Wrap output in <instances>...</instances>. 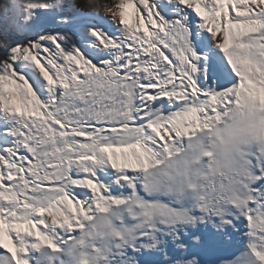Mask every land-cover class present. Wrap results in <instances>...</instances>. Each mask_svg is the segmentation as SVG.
Listing matches in <instances>:
<instances>
[{
    "label": "snow or ice",
    "instance_id": "1",
    "mask_svg": "<svg viewBox=\"0 0 264 264\" xmlns=\"http://www.w3.org/2000/svg\"><path fill=\"white\" fill-rule=\"evenodd\" d=\"M0 20V264H264V0Z\"/></svg>",
    "mask_w": 264,
    "mask_h": 264
},
{
    "label": "rangeland",
    "instance_id": "2",
    "mask_svg": "<svg viewBox=\"0 0 264 264\" xmlns=\"http://www.w3.org/2000/svg\"><path fill=\"white\" fill-rule=\"evenodd\" d=\"M9 2L15 3V0H9ZM4 27H5L4 22L0 20V33L4 31Z\"/></svg>",
    "mask_w": 264,
    "mask_h": 264
}]
</instances>
